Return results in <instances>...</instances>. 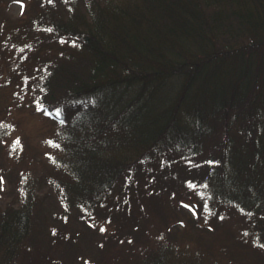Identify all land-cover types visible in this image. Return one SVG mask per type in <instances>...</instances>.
<instances>
[{
  "label": "trees",
  "instance_id": "trees-1",
  "mask_svg": "<svg viewBox=\"0 0 264 264\" xmlns=\"http://www.w3.org/2000/svg\"><path fill=\"white\" fill-rule=\"evenodd\" d=\"M46 1L0 32L22 51L5 57L0 124L26 109L59 126L19 201L0 200V264H206L144 234L168 205L143 187L160 172L199 184L174 208L190 217L166 225L173 239L197 231L209 252L214 236L227 260L251 244L264 264V0ZM123 219L133 228L112 247L105 222Z\"/></svg>",
  "mask_w": 264,
  "mask_h": 264
},
{
  "label": "rangeland",
  "instance_id": "rangeland-1",
  "mask_svg": "<svg viewBox=\"0 0 264 264\" xmlns=\"http://www.w3.org/2000/svg\"><path fill=\"white\" fill-rule=\"evenodd\" d=\"M35 1H41V3L47 2L46 0H22V2L21 0H0V32L5 35L7 33L13 34L21 30L18 28V25L26 23L39 11L37 9L39 6L35 4ZM9 27H15L17 29H10ZM5 44L6 42L0 41V111L4 105L6 95L13 89V87L7 84L8 82L5 84V81H7V76L9 77V81L12 80V76L14 75L13 70L15 69V67L14 69L10 67L11 63L5 57L13 58L16 61L20 59L19 54L22 53L17 47L16 51L11 49V47L7 49V45ZM176 88L177 86L174 84L172 89L174 90ZM10 115L9 126L0 124V200L2 206L3 203L19 201L21 196V193H19L20 184L29 182L34 178L40 165L39 156L57 147L58 144L50 143V141L53 139L54 141L57 140V135H59V126L43 113L28 112L26 109L17 111L12 109ZM1 118L2 114H0ZM137 153H139V150L132 151L130 157H135ZM156 169L154 165L150 168L152 177H155ZM24 176H28V178L22 181ZM165 177L166 173L160 172L157 175L156 182L149 180L148 184L143 186L152 189H160L161 187L165 190L168 198V205L165 208L160 209L158 212L150 211L146 214L147 218L142 221L143 227L146 229L144 234L147 238H150L149 243L153 248L161 245H170L176 250H185L187 254H194L195 256L203 253L206 256V264H257L256 259L251 254V244H249L250 247L245 246L244 251L240 253L235 252L234 257L228 258L227 260L226 251L220 248L224 242L217 241L214 236L204 237L206 241H211L210 243H212L209 252L205 251L204 248L195 242L197 238H201L196 234L197 231L187 235L186 233L182 234L183 226H180L178 236H175L173 239V236L170 235L174 224L173 222L178 219L190 217L188 211L174 208L178 201L183 202L189 199H191L190 201L198 200L200 195V192H198L199 184L197 182L191 184L190 181L187 182L181 179L177 180V177L173 180H168L166 183L164 182ZM28 182L26 184L28 185L27 187H29ZM30 187L32 186L30 185ZM132 187L134 188V185ZM135 193L136 190L134 188L131 196L132 199H135L137 196V193L136 195ZM136 205L134 201L133 207ZM158 208L160 207L158 206ZM121 210L125 211L126 207L119 208L118 212ZM198 219L199 225L205 223V220L201 219V217ZM133 223L134 220L123 219V224L120 225L121 228L114 230L116 227L114 220H110L109 223L105 222L107 228L103 233L106 235L118 233L112 240V247L118 238L119 242H126V237L129 238V235L127 236L125 233L132 230ZM167 224L172 225L169 231L166 230ZM123 236L126 237L122 238Z\"/></svg>",
  "mask_w": 264,
  "mask_h": 264
},
{
  "label": "snow or ice",
  "instance_id": "snow-or-ice-1",
  "mask_svg": "<svg viewBox=\"0 0 264 264\" xmlns=\"http://www.w3.org/2000/svg\"><path fill=\"white\" fill-rule=\"evenodd\" d=\"M21 2H22V0H21ZM49 2H51V0H49ZM50 143H54V142H52V141H50ZM182 223V222H181ZM103 230V229H102ZM53 231H55V230H53Z\"/></svg>",
  "mask_w": 264,
  "mask_h": 264
}]
</instances>
